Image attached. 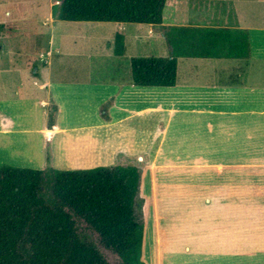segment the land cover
<instances>
[{"label":"crops","instance_id":"0c3cea01","mask_svg":"<svg viewBox=\"0 0 264 264\" xmlns=\"http://www.w3.org/2000/svg\"><path fill=\"white\" fill-rule=\"evenodd\" d=\"M167 7L172 19L198 14L181 26L241 32L248 54L180 56L176 85L140 86L131 61L93 64L82 77L58 57L77 29L100 28L107 38L120 30L127 43L132 23L63 20L72 28L62 30L58 8L49 44L43 31L40 45L19 50L3 31L12 21H0V165H133L151 211L154 247L145 263L264 264V0H168ZM145 25L155 37L158 25ZM126 55L127 48L117 56Z\"/></svg>","mask_w":264,"mask_h":264},{"label":"trees","instance_id":"16d2710c","mask_svg":"<svg viewBox=\"0 0 264 264\" xmlns=\"http://www.w3.org/2000/svg\"><path fill=\"white\" fill-rule=\"evenodd\" d=\"M60 1L62 20L162 25L168 0ZM240 34L222 28L172 26L166 33L171 57H132L133 82L176 85L180 56L247 55L248 39ZM125 50V34L118 30L114 53L120 56ZM47 175L52 178L53 204L45 198ZM139 186L140 172L133 165L77 170L1 166L0 264H111L94 244L82 240L75 217L95 228L122 264H145L144 224L135 209Z\"/></svg>","mask_w":264,"mask_h":264},{"label":"rangeland","instance_id":"374dc122","mask_svg":"<svg viewBox=\"0 0 264 264\" xmlns=\"http://www.w3.org/2000/svg\"><path fill=\"white\" fill-rule=\"evenodd\" d=\"M59 0H0V21L6 20L9 24H6L4 28L5 35L13 38V45L20 50L22 46L29 47L31 49V45L34 41L38 40V44L41 43V35L44 31L43 39L44 44L47 46L50 42V30L52 28L51 19H55L58 11V7L60 6ZM259 1V0H254ZM170 9H173L170 8ZM170 9H168L167 4L164 10V19L165 23L171 25L181 26L180 24L184 22V20H197V13L187 10L185 15L179 14L178 12L174 14L173 19L170 18L169 13L171 14ZM7 11H13L14 13L21 14V17L13 15L12 17L6 14ZM170 11V12H168ZM198 12V11H197ZM199 13V12H198ZM27 14V15H24ZM173 15V13H172ZM18 17V18H17ZM27 18V19H24ZM60 19V18H59ZM60 23H63L66 26H62V30H66L68 28H72L66 24V21L60 19ZM99 25V24H98ZM97 25V26H98ZM132 26L127 30L129 35L127 37V55L126 57H118L114 54L113 45L115 36H111L107 38V35H103L100 33V28H92L90 29H77L75 37L67 40L63 38L61 41L67 48L63 51V53L58 56L63 58V62L66 63L67 67L77 65V68L80 72H78L79 76L86 77L87 72L90 71L91 66L93 64L99 63L101 67L103 66H111L113 65V61L120 60L125 63H130L131 58L134 56L139 57H150V56H162V57H171L172 48L169 45V42L166 38L162 37V33L165 34L168 32L170 27L164 25L155 26L154 29L150 30V33L155 32V37L149 34V26L145 24H130ZM141 27V36L137 38L135 35V27ZM134 27V28H133ZM196 27H204L196 26ZM27 35V36H25ZM26 39H28V43L26 44ZM31 40V41H30ZM111 46V48H110ZM108 48V50H107ZM110 48V49H109ZM17 59H23L21 55L16 56ZM6 57L3 58L5 60ZM110 68V67H109ZM111 69V68H110ZM107 115V113H105ZM9 165V164H6ZM4 166V165H0ZM22 167V165H10ZM29 168V167H27ZM45 186L50 183L45 188V198L48 203L53 204L54 196L52 193V178L50 176H46ZM141 183L146 185V179H142ZM50 185V186H49ZM142 193V194H141ZM144 193V191H138L136 195V214L139 221L145 225V234L143 237V251H142V260L144 262H150L151 257L150 253L152 252V248L154 247L153 241L151 242V231L149 227V197ZM149 194V193H148ZM151 214V211H150ZM77 221L78 231L83 241L94 244L100 252L105 256V258L111 264H122V258L119 254L114 252L113 250L107 248L101 241L100 233L93 228L85 219H81L75 217ZM151 225V224H150ZM147 264V263H145Z\"/></svg>","mask_w":264,"mask_h":264},{"label":"built area","instance_id":"2783aa9c","mask_svg":"<svg viewBox=\"0 0 264 264\" xmlns=\"http://www.w3.org/2000/svg\"><path fill=\"white\" fill-rule=\"evenodd\" d=\"M57 2H59V4H61V1L59 0V1H57Z\"/></svg>","mask_w":264,"mask_h":264}]
</instances>
